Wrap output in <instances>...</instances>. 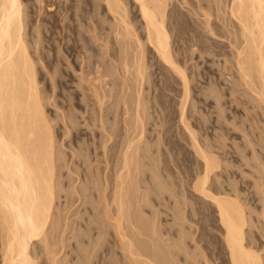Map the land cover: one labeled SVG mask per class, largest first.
Listing matches in <instances>:
<instances>
[{"label":"rangeland","instance_id":"1","mask_svg":"<svg viewBox=\"0 0 264 264\" xmlns=\"http://www.w3.org/2000/svg\"><path fill=\"white\" fill-rule=\"evenodd\" d=\"M21 1L26 14L23 26L24 37L29 55L34 61L43 111L50 123L54 147H56L52 164L54 192L56 195L59 194L55 201L52 224L46 236L36 241L32 247L36 263L52 264V260L56 257L60 259L56 264L126 263L123 251L117 245L118 238L114 229L111 227L106 229L103 218L98 215L99 213L92 211V205L96 204V200L87 197V203L84 200L79 202L77 195L74 194L71 198L69 193L72 191L71 185L73 186L70 183L71 178L80 177L82 180L87 174L91 176L97 167L100 168L97 171L101 175V171L106 168V165L101 163L103 158H100L102 159L100 162L94 161L97 160V154L101 157L102 152L99 145L104 138L101 137L100 126L98 123L84 120L98 110L92 95L95 87L99 89L102 85L105 86L104 83L102 84V76H106L107 80L106 88L109 94L107 107L111 112L108 122L113 127L116 124L114 133L117 131L115 134L118 135L119 128L127 125L126 128L123 126V134L130 142L139 139L141 125L145 124L146 128L145 139L136 142L141 149V160L132 166V175L139 179V185L146 198L141 202L143 213L137 212L133 207L135 203H132V211L136 213L133 222L139 227L137 222L139 217L144 221L140 219L143 225L147 219L155 221L166 245L171 247L172 234L178 229L173 217L176 200L173 196L177 195V200L178 198L181 200L178 202H183L185 191H191L190 187L196 175L201 172V160L195 149L197 143L200 147L210 150L221 163L217 174L221 172L218 178L219 181H223V187H229L227 185L231 184V190H236L237 187L236 191L239 192L241 189L242 193L239 194L246 202L249 210H246L247 213L253 211L252 218L250 217L253 226L250 224L252 229L249 228L247 231L254 232L252 234L256 236L257 246L264 250V215L261 214L264 211V193L262 194L264 192L262 177L264 110L241 80L235 64L239 34L237 36L228 34L229 24L223 21V14L215 10L212 0L167 1L169 14L167 26L171 49L177 64L190 78V95L185 101V118L182 121L184 89L181 79L165 66L146 44L145 64L148 67L146 70L148 76L142 89L143 103L140 106L144 123H141L142 120L136 122L134 116L137 87L134 67L129 70V75L125 76L122 65L123 56H126L131 65L136 42L131 36L128 39L121 38L125 34L123 29L125 24L120 23L121 18L115 17L108 10L105 0ZM120 1L123 8L129 11L127 21L131 23L134 31L138 32L142 41H145L146 35L137 4L134 0ZM205 13L212 16L214 34L205 27ZM126 42L130 43V48L124 53V47L127 48ZM120 101L127 102L129 112H126L124 124L119 116L122 106ZM116 106L119 111L115 114ZM68 116L75 120V126L80 129L81 134L76 135L75 131L67 134L63 127L64 120ZM188 129L195 134L196 143ZM73 153L77 154L78 158L72 159ZM86 154L89 156L90 169L82 161ZM60 158L66 162H62L64 165L59 161ZM72 160L78 165L73 164ZM62 165L65 168L61 169ZM67 165L73 170L75 168L79 175H73ZM112 169L111 164L107 171L111 176L114 173ZM156 177L157 179H154ZM260 180L262 183L259 182ZM134 181L136 183V180ZM83 183L82 181V184L76 186L85 187L86 183L84 185ZM135 183L132 185L133 191L136 189ZM231 186L234 188L232 189ZM89 192L86 194L94 196L92 194L94 192ZM195 200L186 199L189 204L186 211L192 212L189 214L191 216L196 214V209L203 208V212L208 210L206 204L203 206ZM85 208L91 210L89 215L84 214L87 213ZM71 210L74 211V216ZM209 212L204 213L207 217L213 218H210L211 221L207 218L203 223L205 228L202 230L198 226L200 232H197V236L206 233L204 235L206 240L202 244L209 255V261L213 262L224 245L221 230L212 226V223L217 225L216 213L208 215ZM203 216L196 215L195 221H201L200 218H204ZM192 226L193 232L197 226L195 224ZM132 229L135 232L131 234L137 239L139 230ZM252 234L248 237H252ZM139 237L142 242L144 238L147 239L145 243L148 244L150 238ZM262 253L264 254V251ZM1 260L0 230V264Z\"/></svg>","mask_w":264,"mask_h":264},{"label":"bare ground","instance_id":"2","mask_svg":"<svg viewBox=\"0 0 264 264\" xmlns=\"http://www.w3.org/2000/svg\"><path fill=\"white\" fill-rule=\"evenodd\" d=\"M105 1L108 10L115 17L119 16L121 18L120 23L125 24L123 28L125 34L121 38L128 39L131 36L136 42L131 65L128 63L129 60L127 61L126 56L122 58L125 76L129 75V70L133 67L135 70L134 80L137 87L134 116L136 122L137 120H142L141 123H144L140 106L143 103L141 102L142 89L148 76L146 73L148 67L145 64L146 44L149 48H152L157 58L181 79L184 89L181 117L182 121H184V105L190 95V78L186 71L177 64L171 49L170 34L167 26L169 19L167 12L168 0H134L143 22V30L146 35L145 41H142L138 32L134 31L131 23L127 21L129 11L123 8L121 1ZM211 2L215 6V10L223 14V21H227L229 24L227 26L228 34L230 33L233 36L239 34L235 64L242 78L241 80H243L245 86L255 96V99L263 108L260 107L264 110V0H212ZM24 8L21 0H0L1 264H37L32 254V247L36 241L46 236L52 224L55 201H57L59 195L54 192L52 164L56 147H54L50 123L43 111L34 61L29 55V48L24 37L23 26L26 17ZM204 16L206 20L205 27L208 28L210 33L214 34L215 28L212 16L209 13H205ZM118 38H120L119 35ZM129 42H126L127 48L124 47V53L130 48ZM106 82V76H102V84L104 83L105 86L102 85L99 89L94 86L95 90L93 89L92 97L98 106V110L91 114L89 112L91 116L88 115L90 117H85L84 119L85 122L87 120L95 124L98 123V126H100L101 137L104 138L102 139L103 142L100 141L102 144L99 145L102 152L101 157L97 154V160L94 161L100 162L102 160L100 158H103L101 163H104L106 168L101 171V175L98 174L100 168L97 167L98 171H92L93 174L91 176L89 174L85 178L83 176L82 180L80 177L77 179L76 177L74 179L71 178L70 183L73 186L69 184L72 187V191L69 193H71V198L74 197V194L75 196L77 195L79 202L84 200L87 203V197L94 199L93 201L96 200V204L92 205V211L99 213L98 215L103 218L106 229L107 227L114 229L115 236L119 241V244L117 241V245H119L124 254L125 264H206V262L209 264H264V254L262 253L264 250L257 246L258 241H256V236L254 237L253 235L254 232H252L253 234L249 232L252 237H248L250 234L247 230L249 228L252 229L250 221L252 220L253 211L247 213L246 202L239 194L242 193L241 189L239 192L236 191L237 187L236 190H231V184L227 185L229 187H223V181H219L218 178L221 176V172L217 174L221 163L210 150L204 149L196 143L195 134L190 129H188L189 133L196 143V154L201 160V172L196 175L197 177H195L196 179L190 187L191 191L188 192L185 189L184 198H182L183 202H178L180 199L178 198L177 200V195L173 196L174 200L176 198L173 217L175 226L178 229L172 234L171 247L166 245V241L163 240L155 221L147 219L143 225L139 217L137 221L139 227L133 222L132 219L134 218L133 216H136V213L134 214L132 211V203H135L133 207H135L137 212L143 213L141 202L146 198L139 185V179L137 176L132 175V166L141 160V149H139L137 144L139 143L138 140L143 141L142 139H145L146 128L144 127L145 124L141 125L142 130L139 139L136 141L134 139L130 142L123 134V126L128 127L127 125H122L119 128L118 131L121 134L118 132V135H116L117 131L114 133L116 124L113 127L108 122V116L111 112L107 107L109 94ZM125 101H120L122 106L119 116L123 124L126 112H128L127 102ZM118 109L116 106L115 114L118 113ZM143 110L146 112L144 107ZM74 122L75 120L70 116L64 120L63 128H65L67 134L73 131H75L76 135L82 133ZM115 138L119 139L115 140ZM136 142L138 143L136 144ZM82 156L84 155L82 154ZM75 157L78 158V155L73 153L72 159ZM88 158L89 156L86 154L82 161L90 169ZM62 160V158L59 160L61 164L66 163ZM72 161L75 164L74 160ZM111 164L114 171L113 176L107 172ZM63 165L60 167L61 169L65 168ZM68 168L71 167L69 166ZM70 171L73 175H79L75 168L74 170L71 168ZM260 174L262 175V172ZM157 177L154 179H157ZM262 177L264 178V174ZM134 180H136V183ZM82 181L86 183L85 187L78 188V184H82ZM134 183L135 191L132 190ZM87 184H90L89 187ZM233 186H231L232 189L234 188ZM109 188L110 191L108 192ZM262 189L260 188V190ZM88 191H90L89 193L94 192L92 193L94 196L86 194ZM186 199L187 201L196 199L195 202L198 201L203 206L206 204L207 209L211 211L205 210L209 212L208 215L216 213L217 225L212 223V226L219 231L221 230L224 248L216 254L214 260L212 259L213 262L209 261V255L202 244L206 240L204 238L206 233H201L197 236L199 227L200 230L205 228L203 223L207 218L209 220L213 217H207L204 213L205 211H202L203 208L202 210L196 209V214H193V216L189 215L192 212L186 211L188 209L187 205H189ZM74 201L76 203L77 200ZM74 201L72 202L74 203ZM96 205L102 206V208L100 207V209ZM190 205L191 207L193 206L191 203ZM71 212H73L72 215L74 216V211L71 210ZM86 212L84 214L89 215L91 210H86ZM76 213L78 214V211ZM261 214L264 215V211ZM196 215L198 217L204 215V218L201 217V221H195ZM142 222L144 221L142 220ZM192 224L197 226L193 232ZM104 227L102 226V228ZM132 228L139 230L137 239L132 235V232H135L132 231ZM139 236L150 238L147 241L148 244L145 243L147 239L145 240L142 237L145 243L143 244ZM139 239L140 241H138ZM192 243H195V245H192ZM167 258L169 259L168 262ZM57 259V257L53 259L52 264L60 261V259Z\"/></svg>","mask_w":264,"mask_h":264}]
</instances>
